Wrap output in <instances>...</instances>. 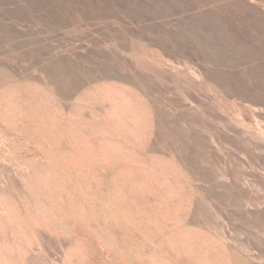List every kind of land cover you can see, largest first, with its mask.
Listing matches in <instances>:
<instances>
[{"label": "rangeland", "instance_id": "1", "mask_svg": "<svg viewBox=\"0 0 264 264\" xmlns=\"http://www.w3.org/2000/svg\"><path fill=\"white\" fill-rule=\"evenodd\" d=\"M0 264H264V0H0Z\"/></svg>", "mask_w": 264, "mask_h": 264}]
</instances>
